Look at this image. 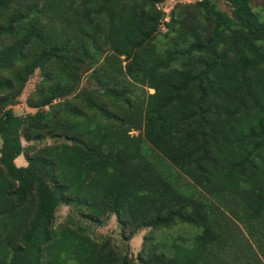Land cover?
I'll return each mask as SVG.
<instances>
[{
    "label": "trees",
    "instance_id": "16d2710c",
    "mask_svg": "<svg viewBox=\"0 0 264 264\" xmlns=\"http://www.w3.org/2000/svg\"><path fill=\"white\" fill-rule=\"evenodd\" d=\"M162 1L0 0V264H264V0Z\"/></svg>",
    "mask_w": 264,
    "mask_h": 264
},
{
    "label": "rangeland",
    "instance_id": "374dc122",
    "mask_svg": "<svg viewBox=\"0 0 264 264\" xmlns=\"http://www.w3.org/2000/svg\"><path fill=\"white\" fill-rule=\"evenodd\" d=\"M188 1H191V0H163L161 3H159L158 6L164 10V14H165L164 20H167L169 10L176 2H188ZM261 2L262 0H251V5L254 9L260 10ZM218 5L221 9L228 11L227 6L222 1H219ZM164 31H165V28L163 24H161L159 34H163ZM86 74H88V72H86ZM38 79H39V73H38V70H35L33 75H31V77L25 83V86L20 95L19 103L12 106V109L16 114H26L28 112L35 111L36 108L30 107L26 103V97L34 90L35 84ZM84 86H88V87L92 86V84H89L87 82V78L85 77L82 78L81 80L80 88ZM147 91L152 92V89H147ZM45 141L50 142L49 139H46ZM22 143L27 144L24 140H22ZM15 163L17 165L26 164L23 156H19L18 158H16ZM67 213H68V207L63 206V205L60 206L56 211V217H55L56 222L63 221ZM89 228H90V232L93 237L98 238V239L109 237L112 239L113 244L119 246L123 250V253L128 252V254H132L133 256H135L138 250H140L141 245H142L143 236L147 232V229L145 228L139 229L134 233V235L132 236L130 240L126 241L122 238L121 229L113 215L110 216L107 220H105V222H103L102 224L100 225L93 224V225H90ZM183 228H185V226H179V230L182 233L184 232ZM188 233H191V231H188Z\"/></svg>",
    "mask_w": 264,
    "mask_h": 264
}]
</instances>
